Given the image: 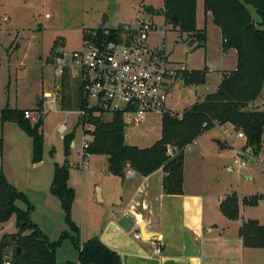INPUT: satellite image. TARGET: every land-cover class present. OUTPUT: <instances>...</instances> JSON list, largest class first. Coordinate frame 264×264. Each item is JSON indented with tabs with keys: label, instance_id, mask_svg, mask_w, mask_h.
I'll list each match as a JSON object with an SVG mask.
<instances>
[{
	"label": "rangeland",
	"instance_id": "obj_1",
	"mask_svg": "<svg viewBox=\"0 0 264 264\" xmlns=\"http://www.w3.org/2000/svg\"><path fill=\"white\" fill-rule=\"evenodd\" d=\"M137 1L0 0V168L7 181L26 196L32 207V221L51 241H59L64 233L68 234L58 249L59 262L75 261L78 252L71 239L74 234L66 226L61 203L49 190L55 164L62 166L65 159L68 160V184L75 193L70 218L78 228L80 244L89 238L90 233L103 228L104 217L111 206L108 200L97 201L98 190L101 187L106 190L107 186L105 157L95 155L89 159L82 158V148L85 142L91 140V136L84 135V130H92V126L81 127L75 110L63 111L60 107L44 105L43 111H40V102L43 103L44 98L52 94L59 81L51 63L59 47L68 52L81 50L83 30L98 26L104 16L108 17L104 24L106 29H116L121 23L129 21L135 13ZM197 4V27L206 32L204 48L192 49L184 36L168 29L162 16L152 15L158 28L166 30L164 49L166 54L171 53L169 59L174 67H184L187 71L208 69L204 85L177 86L170 92L171 106L178 112L214 92L222 75L233 69L235 62L234 55L223 57L219 31L211 15L204 14L202 0H197ZM143 5L158 10L162 8L163 0H143ZM247 8L253 21L261 23L258 26L264 29V19H260L252 6ZM152 38L155 41L156 36L150 35V45H154ZM262 96L264 98V90ZM255 103L264 110V100L260 98ZM7 108L21 111L30 109L33 125L43 117L42 162L36 164L33 160L32 138L18 124L2 122V111ZM99 116L103 121L111 120L110 113ZM124 121L127 124L125 141L130 146L150 147L161 135V119L157 115H148L139 124H135L128 115ZM63 124L67 128L64 134L60 132ZM72 132L73 146L71 144L70 153L66 156L64 136ZM236 138L233 132L231 139L236 143L235 152H231L233 156L226 154L227 157L217 163L219 168L216 167V171L205 172L216 189L233 191L236 197H246L248 202L255 196H262L256 205H244L243 208L246 219L264 223V136L260 154L247 158L243 170L232 166L235 149L239 147ZM196 148L192 145L185 151L187 173L192 172L197 161L199 154H196ZM127 170L130 169L126 168L125 172ZM17 206L23 210L29 207L22 201H18ZM16 232L15 217L0 225V239L5 234ZM134 232V229L131 230V235Z\"/></svg>",
	"mask_w": 264,
	"mask_h": 264
},
{
	"label": "trees",
	"instance_id": "obj_2",
	"mask_svg": "<svg viewBox=\"0 0 264 264\" xmlns=\"http://www.w3.org/2000/svg\"><path fill=\"white\" fill-rule=\"evenodd\" d=\"M204 14H210L213 24L220 32L223 53L235 51V69L222 75L216 90L206 94L191 107L185 108L180 115H164L161 119V135L150 147L138 148L126 144L125 128L127 124L121 113L111 114L110 121H103L95 110H87L85 119H79L81 127L92 126L84 130V135L91 136L87 153L104 156L107 172L123 178L126 168L146 177L161 169L164 173L162 190L165 195L183 194V172L185 150L197 142L205 132L223 126L241 131L244 136L245 150L258 156L262 150L264 136V110L254 106L264 90V29L255 23L249 14L252 6L260 19H264V0H202ZM143 4V0H141ZM197 0H163L160 10L145 7L151 15H162L172 31L185 37V42L192 49L204 48L206 32L196 26ZM261 21V22H262ZM105 27L83 30V39L87 31L102 34ZM111 34L121 32L107 29ZM112 38V37H111ZM182 85L201 86L206 83L208 69L192 70L181 73ZM181 85V86H182ZM62 110L83 109L80 83L71 81L66 75L63 79ZM40 111L44 104L40 102ZM26 110L5 109L2 122L18 124L33 140V160L42 162L44 136L40 129H35L30 119L25 118ZM42 117V116H41ZM43 118V117H42ZM43 124V123H42ZM74 133L64 136V153H70ZM176 148L172 155L167 154V146ZM65 159L61 166L55 164L51 194L59 199L64 211L66 226L74 234L71 237L78 252L77 261L59 262L57 253L64 237L59 241L50 238L31 219L32 207L26 196L11 185L0 168V225L6 224L12 217L17 223V232L5 234L0 239V264H122L119 255L109 250L98 238H92L80 244L78 228L71 221L70 211L74 199V190L69 186V170ZM262 196L253 197L251 202L245 198L243 205H256ZM29 206L20 209L17 202ZM221 213L230 220L239 216V201L235 194L226 197L219 206ZM243 246L251 249H264V223L247 220L238 230ZM20 253L17 255V249Z\"/></svg>",
	"mask_w": 264,
	"mask_h": 264
},
{
	"label": "crops",
	"instance_id": "obj_3",
	"mask_svg": "<svg viewBox=\"0 0 264 264\" xmlns=\"http://www.w3.org/2000/svg\"><path fill=\"white\" fill-rule=\"evenodd\" d=\"M142 6L144 8L149 7L143 4ZM197 7L198 4L196 5V21ZM144 8H142L144 16L152 20V17L156 15L152 16ZM164 24L168 26V29H171L165 21ZM98 26L85 30H93ZM162 30L166 35V30L164 28ZM157 35L159 38L157 32L152 34L153 37L156 36V40L153 41L152 38L151 41L154 45L158 42ZM60 48L62 47L57 48L56 52ZM170 54L169 52L168 59ZM222 54L224 58L228 54L235 56L233 66L235 69V51L222 52ZM169 62L174 65L170 59ZM63 79L58 81L55 89L59 86L63 88ZM69 79L73 81L71 77ZM261 99L264 100L263 96ZM254 106L257 107L258 105L254 103ZM25 110L30 111V109ZM224 128L231 132V128ZM232 134L233 132L226 138L218 128H213L202 134L194 144L198 147L196 154L199 155L191 173L186 172L185 156L187 154H184L183 194L181 195H165L163 193L162 179L164 173L161 169L146 177L140 176L136 172L131 177H126L124 173L123 178L113 176L106 170V190L102 187L98 190L97 201L108 200L111 210L104 217L103 228L90 233L91 235L87 240L98 238L109 250L119 255L122 264H264V249L245 248L238 235V230L243 222L256 220L244 217V205L241 201L246 197H237L239 201L238 219L226 218L221 213L219 206L226 197L233 194V191L227 189L222 191L214 188L212 180L205 172L206 170L216 171L217 163L223 157H227L226 154L233 156L231 152H235L236 143L231 139ZM238 140L239 144L237 145L240 148L244 145V141ZM93 156L95 155L91 157ZM105 162L107 163L106 158ZM124 214H128L137 220L140 227L144 226L145 232L150 234L152 239L160 242L161 253L159 255H155L153 252L152 240H144L143 238L136 240L133 234L124 232L117 225V220ZM256 221L260 223L259 220ZM184 232L191 237L197 246L198 256H183ZM86 241H83L82 244ZM76 261L77 258L74 262Z\"/></svg>",
	"mask_w": 264,
	"mask_h": 264
},
{
	"label": "built area",
	"instance_id": "obj_4",
	"mask_svg": "<svg viewBox=\"0 0 264 264\" xmlns=\"http://www.w3.org/2000/svg\"><path fill=\"white\" fill-rule=\"evenodd\" d=\"M142 8L141 0H138L132 18L120 26L121 32L113 35L107 29L102 34L87 31L88 36L82 40L81 50L68 52L60 48L54 55L51 64L56 78L61 81L67 75L80 83L84 108L75 110L79 119L86 118L87 110H95L97 114L128 115L135 124H139L148 115H157L162 119L164 115H180L184 111L185 108L178 112L171 106L169 94L174 87L182 85L181 73L186 69L174 67L169 62L164 49L165 32L144 16ZM156 32L159 38L153 46L149 44V37ZM61 91L62 86L57 87L44 98L43 104L61 108ZM25 118L31 120L32 112L25 111ZM216 128L225 137L234 132L237 139L244 141L241 131L230 129V132L223 126ZM66 130L64 124L60 126L62 134ZM88 145L89 142H85L82 148L83 160L92 156L87 153ZM175 150L167 146L168 155ZM235 150L232 166L243 170L247 158L254 155L243 146ZM134 174L133 170L125 172L126 177ZM139 227L140 223L135 220L132 230H135L133 237L136 240H142ZM151 240L154 254L159 255L160 242Z\"/></svg>",
	"mask_w": 264,
	"mask_h": 264
},
{
	"label": "water",
	"instance_id": "obj_5",
	"mask_svg": "<svg viewBox=\"0 0 264 264\" xmlns=\"http://www.w3.org/2000/svg\"><path fill=\"white\" fill-rule=\"evenodd\" d=\"M108 20L107 16H104L103 20L99 24L97 28L101 29L104 27L105 22ZM43 123V118L40 117L37 122L34 124L35 129H40L41 125ZM134 219L128 215L124 214L120 219L117 220V225L124 231V232H130L134 225ZM139 233L141 234L142 238L144 240H151V235L145 232L144 226L138 228ZM17 255L20 253V248L17 249ZM183 256L185 257H196L198 256V248L193 243L191 237L184 232L183 233Z\"/></svg>",
	"mask_w": 264,
	"mask_h": 264
}]
</instances>
